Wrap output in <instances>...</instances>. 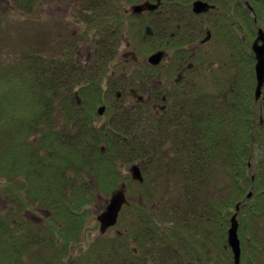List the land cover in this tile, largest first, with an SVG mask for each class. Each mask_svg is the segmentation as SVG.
Listing matches in <instances>:
<instances>
[{
	"label": "trees",
	"instance_id": "trees-1",
	"mask_svg": "<svg viewBox=\"0 0 264 264\" xmlns=\"http://www.w3.org/2000/svg\"><path fill=\"white\" fill-rule=\"evenodd\" d=\"M14 1L30 13L47 0ZM68 1L79 25L70 40L60 37L49 50L43 36L33 34L35 40L18 44L17 53L1 62L0 173L23 182L0 180L7 188L4 202L0 195V264H28L30 255L36 264H231L226 230L237 203L241 263L264 264V234L256 224L264 215V87L256 101L251 50L256 28L264 30V0H209L215 8L207 13L208 25L195 27L206 26L224 46L209 65L211 83L197 86L189 77L168 88L167 109L158 114L116 98L108 121L99 125L86 113L119 81L147 82L153 74L151 66L125 78L119 68L112 70L121 38H139V54L167 42L180 56L189 40L160 39L171 22L162 13L177 20L189 13L192 0H163L147 19L124 12L122 0ZM4 16L0 12L1 23ZM142 20L154 32L148 41ZM81 45L91 49L87 65L79 57ZM134 162L144 181L136 182L126 231L94 238L85 249L91 234L85 223L96 197L132 183L118 164ZM176 177L180 191L170 183ZM154 189L164 202L160 209L145 201ZM33 206L52 211L39 228L23 221Z\"/></svg>",
	"mask_w": 264,
	"mask_h": 264
},
{
	"label": "rangeland",
	"instance_id": "rangeland-1",
	"mask_svg": "<svg viewBox=\"0 0 264 264\" xmlns=\"http://www.w3.org/2000/svg\"><path fill=\"white\" fill-rule=\"evenodd\" d=\"M153 1V0H152ZM163 1V0H162ZM122 3L125 9L123 10L124 12H128V10H126L127 8H129V5L124 3V0H122ZM72 4V3H71ZM163 6V5H162ZM75 5H70V2L68 0H52V1H44L41 5L39 4V6H36L30 13H24L19 7L18 5L15 3L14 0H0V12H2L5 16L3 17L2 23L0 20V68L1 66V62L4 59H8L12 56H14L17 52L16 49L20 48V46L18 44H21L24 42L28 43L30 41V39H34L33 38V34H38L43 36V45L48 48L49 50L54 49V43L60 38H69L70 40V36L72 35V33L74 32V30H76V28L79 26L78 24H74L73 22H75V20H73L71 18V8L74 9ZM165 9V7H164ZM163 10V7H162ZM146 19L150 18L149 15L145 16L143 15ZM183 15H181L180 17H182ZM155 17V16H153ZM162 17L165 18L167 17L166 21L169 24L168 26H175L176 21L177 20H171V18L169 17V13L167 12H163L162 13ZM184 20L180 21V24L183 25V23H185V21H189L187 19H191L190 15L187 14L185 16H183ZM207 18H209V15H204L203 17H197V18H193L192 22H197L200 21L201 23H204L205 25H208L207 23ZM144 21V20H142ZM145 24V22H143V25ZM142 37H143V33L141 31ZM202 35L204 36V33H202ZM59 36V37H58ZM28 38L26 39V41H23L24 38ZM58 37V38H57ZM61 39V38H60ZM136 39V40H135ZM35 40V39H34ZM63 40V39H62ZM134 42L136 43V47H138V44L141 43V40L139 38H134L133 39ZM149 38H146V41H148ZM35 46V45H34ZM58 47V46H57ZM56 47V48H57ZM55 48V49H56ZM90 46H85L82 47L81 51H80V55L83 56L82 58H84V55L86 53V51H84V49H89ZM194 52L191 55V62L195 61L196 56H198L197 63L195 64V67L188 71L189 73H186L185 75L188 76L187 77H191L190 81L193 80V82L197 85V86H205V84H208V80L211 83V74L209 75V65H212V61L214 60V62L216 63V57H218L221 53V51H224V46L222 43L217 42V44L212 40V38H210L206 43L203 44H198V46H194L193 48H191ZM130 51H134V46L131 40H129L128 37H122V40L120 41V51H119V55H120V59H124L122 55L130 52ZM147 53H145L146 55ZM148 55V54H147ZM147 55L145 56V60L147 58ZM131 57H128L126 60H130ZM143 60V59H141ZM124 61V60H123ZM170 59H165L163 60V62L161 63L162 65H164L166 68L170 67V63H169ZM6 64V63H5ZM140 63L139 62H134L131 60V62L129 61L127 64V67L125 68L126 71H130L133 68H135L136 66H138ZM5 66V65H4ZM117 68L119 67H115L114 69L112 68L113 71H115ZM1 70V69H0ZM167 71V70H165ZM215 71V70H214ZM168 73H160L157 74L156 72H153L152 76L155 79H163L161 81V83L157 82L155 84V86H153V88L155 90H159L160 95H162V93L166 92V90L168 88H175L172 87V84L174 82V80L176 79L177 73L174 71H167ZM224 73H222V80H225L224 77ZM107 74V72H106ZM165 79V80H164ZM106 81V86L108 87L110 81L109 79H105ZM184 81V80H183ZM181 81V82H183ZM109 90V89H108ZM119 90L122 93V99L124 100V102H130L131 99H133V96L130 97V95L128 94V90H129V86L123 87L122 88H116L115 90H111L106 93L107 96L103 98V101L105 102H113V100L115 99V95H116V91ZM135 96V94H134ZM148 108L147 106L145 107V109ZM129 166L128 164L125 163H119L118 164V168H119V172L121 173L122 176H126V179H128L130 177V171H129ZM146 172V171H145ZM152 174H148L149 179L151 178ZM131 179V178H130ZM0 180L1 182H13L16 185L21 184L23 181H21L20 178L17 177V175H13V176H8V175H3L0 173ZM177 177L176 178H171L170 183L173 184L174 187H177L174 191L179 190L180 191V183ZM132 183H128V180L123 181V183L125 184L126 187V197H127V203L125 204L126 207H124L122 209V211L120 212V216H119V221L118 223L113 227L110 228L108 232L104 233L105 238L106 239H113L119 230H123V228L125 227L124 224H126V219L128 217H125L126 215H129L130 211L129 208H132L131 206V202H132V198L134 195H138V192L136 191V187H137V183L135 181H133L131 179ZM180 185V186H179ZM6 186H1L0 184V195H1V201L4 202L5 197H6ZM25 192L28 190L27 188H24ZM155 190V189H154ZM172 190V189H171ZM153 191V188L152 190ZM173 191V190H172ZM177 191V192H179ZM131 192V193H129ZM174 193V192H173ZM176 193V192H175ZM108 197H96V202H95V206H93L92 212H94L93 216H89V218H87L86 223H85V228L88 232H90L91 236H88V240H86V242L84 243V248H88L89 246H91L92 242L95 240L94 238H98L100 237V232L98 230V226H96L95 224V214H97L100 210H102V208L105 206V201ZM143 200L141 199L139 202H142ZM145 201L147 204L151 205H156L157 209H160L162 207V205L164 204L163 200L159 199V196L157 195V191L155 190V193L150 196L145 198ZM263 201H264V197H263ZM94 204V203H93ZM1 206L4 207L5 203L1 202ZM131 206V207H130ZM160 207V208H159ZM35 208V209H33ZM128 208V209H127ZM33 210L27 208L24 211L23 216V221L28 222L29 225H31L32 227L35 228H39L42 226V222L44 220V218L48 217L49 215L52 214V211L50 210H46V209H42V208H37L36 206L32 207ZM133 211V210H131ZM123 212H125L126 214H123ZM134 212H131V215ZM130 216V215H129ZM257 228L259 227L260 230L262 231V233L264 234V215L261 216L257 222ZM103 235V234H102ZM101 241H103L102 239H100ZM78 248V247H77ZM76 248V249H77ZM78 251H81V249H78ZM263 258H264V253L262 254ZM37 261L33 262L32 259V255H30L27 258V263L28 264H36Z\"/></svg>",
	"mask_w": 264,
	"mask_h": 264
},
{
	"label": "flooded vegetation",
	"instance_id": "flooded-vegetation-1",
	"mask_svg": "<svg viewBox=\"0 0 264 264\" xmlns=\"http://www.w3.org/2000/svg\"><path fill=\"white\" fill-rule=\"evenodd\" d=\"M162 0H161V4H162ZM191 4V2H190ZM162 20H166L165 18H162ZM184 20V18L182 19L181 17L177 18L176 24L175 26L171 27L168 26L167 28H165V25L162 27V32L159 34L160 35V39H179V40H189V42L184 46V49L182 50V53H179L180 56H176L174 54H172L173 48L172 46L165 42L163 45V48H158V50H162L163 51V58L165 59H170L169 63L171 64L170 67H165L164 65H160L159 68V73L161 75V73H168L167 71H174L177 73L176 79L174 80L172 87L177 84V83H181V81H186V73H189L188 71L192 70L195 67V64L197 63L198 56H196L195 61L191 62V55L193 54V50L191 48H193L194 46H198V44H203L206 43L210 38H212V33L210 31L209 28H207L206 26H203V28L201 26H197L194 27L192 25V19H187L189 21H185V23L183 25L180 24V21ZM209 21V20H206ZM189 24V25H188ZM201 27V28H200ZM189 29V32H188ZM203 29V32H202ZM198 30V31H197ZM163 31L165 33H163ZM210 31V32H209ZM152 33L153 29H152ZM193 33H195L198 37L194 40H190L191 37L194 38ZM202 33H204V36L202 35ZM190 37V38H186ZM206 37V39H205ZM177 49V48H175ZM178 50V49H177ZM184 51V53H183ZM175 54H176V50H175ZM171 56H173V59L171 58ZM191 58V59H190ZM167 70V71H165ZM188 76V74H187ZM165 80V79H164ZM147 82H149V84L143 85L142 91L141 93L139 92V90L137 88L133 89L136 90V92L140 93L143 95V100L139 101L137 100V98L134 97V94L131 92V89L129 91V95L130 97L133 96V99L130 100V102H142L145 104H150V107L155 110V111H165L167 108V94L166 92L162 93V95H160L159 90H155L153 88V86H155V84L157 82H154L153 80H148ZM146 82V83H147ZM159 82V81H158ZM161 83V81L159 82Z\"/></svg>",
	"mask_w": 264,
	"mask_h": 264
},
{
	"label": "water",
	"instance_id": "water-1",
	"mask_svg": "<svg viewBox=\"0 0 264 264\" xmlns=\"http://www.w3.org/2000/svg\"><path fill=\"white\" fill-rule=\"evenodd\" d=\"M156 7H157V3L144 1L141 4L134 5L132 9L135 12H139L144 9L152 10ZM212 7L213 6L209 5L207 2H203L201 0L194 1L192 5L193 11L197 13L202 11H207L209 8ZM147 31L150 32V29L147 28ZM252 50L254 52V56L256 59L254 66L255 77H256V86H255L254 95L255 98L258 99L262 93V88L264 85V30L261 27L257 29V36L252 42ZM161 56H162V52H157L152 54L148 60L152 64H156L160 61ZM130 170L133 179L139 180L140 182L143 180L141 172L137 165L133 164ZM124 202H125V196L123 190H117L111 195L105 207V210L97 215V219L100 222L101 232H104L108 226L116 223L119 210ZM228 243L233 251L234 264H239L240 244H239V239L237 237L236 214H234L231 217V225L228 229Z\"/></svg>",
	"mask_w": 264,
	"mask_h": 264
}]
</instances>
